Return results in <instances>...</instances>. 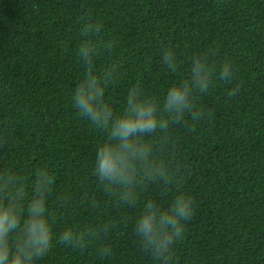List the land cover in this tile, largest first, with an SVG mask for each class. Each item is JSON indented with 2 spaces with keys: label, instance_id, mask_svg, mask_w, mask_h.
<instances>
[{
  "label": "trees",
  "instance_id": "obj_1",
  "mask_svg": "<svg viewBox=\"0 0 264 264\" xmlns=\"http://www.w3.org/2000/svg\"><path fill=\"white\" fill-rule=\"evenodd\" d=\"M88 14L102 25L96 35L114 44L98 48L95 66L112 72L106 97L117 112L137 81L163 98L177 79L162 62L167 48L181 71L201 52L233 62L234 79L216 80L197 101L212 118L152 137L153 155L179 164L180 188L195 202L174 264H264V0H0V173L10 170L31 191L34 173L47 169L54 233H98L83 250L54 239L38 264H154L132 221L144 200L167 207L175 195L145 178L129 207L97 181L105 134L71 99L84 70L76 48ZM104 246L110 256L100 254Z\"/></svg>",
  "mask_w": 264,
  "mask_h": 264
},
{
  "label": "clouds",
  "instance_id": "obj_2",
  "mask_svg": "<svg viewBox=\"0 0 264 264\" xmlns=\"http://www.w3.org/2000/svg\"><path fill=\"white\" fill-rule=\"evenodd\" d=\"M81 39L76 57L84 65L83 74L72 93L73 107L79 116L105 134L98 143L94 171L97 181L105 190L119 191V199L129 207L136 204L137 185L142 179H159L163 191L175 195L167 207L156 198L144 200L132 221L138 243L154 264H174L176 244L183 240L185 222L193 217L194 199L180 188L177 175L179 164H169L153 155L151 138L167 134L186 120L199 122L212 113H206L197 101L209 94L216 80L231 82L235 69L225 58L213 61L211 52L194 54L190 66L181 71L173 49L162 53V62L177 79L167 88L162 99L145 93L139 81L126 96L123 110L117 112L106 97V81L111 70L96 69L98 48L110 51L112 41H102L96 34L102 25L88 14L81 17ZM95 37V38H94ZM240 85L232 87L227 97L239 92ZM54 180L47 169L34 173L31 191L10 170L0 173V264H38L53 247V240L65 246L85 249L95 231L65 227L54 233L50 220L49 192ZM102 231H107L105 227ZM101 255L110 256L107 246Z\"/></svg>",
  "mask_w": 264,
  "mask_h": 264
}]
</instances>
